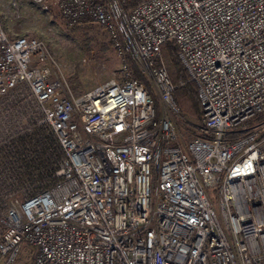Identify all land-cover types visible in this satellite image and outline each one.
<instances>
[{
	"label": "built area",
	"instance_id": "built-area-1",
	"mask_svg": "<svg viewBox=\"0 0 264 264\" xmlns=\"http://www.w3.org/2000/svg\"><path fill=\"white\" fill-rule=\"evenodd\" d=\"M53 1L154 92L127 62L78 95L42 37L0 15V264L26 245L32 264H264V0ZM170 42L198 88L196 136L177 124Z\"/></svg>",
	"mask_w": 264,
	"mask_h": 264
},
{
	"label": "rangeland",
	"instance_id": "rangeland-1",
	"mask_svg": "<svg viewBox=\"0 0 264 264\" xmlns=\"http://www.w3.org/2000/svg\"><path fill=\"white\" fill-rule=\"evenodd\" d=\"M19 8L13 6V0L0 1V15L7 27L30 30L42 37L43 51H49L63 67V76L74 93L80 95L93 90L99 81L120 78L122 69L129 58L120 57L106 32L98 25L85 23L70 28L59 17L53 6V0H47L52 8L42 7L28 0H18ZM20 31V30H19ZM88 45V46H86ZM53 53V54H52ZM144 74V82L154 92L152 77L145 73L140 63L133 59ZM52 63L51 60H49ZM43 67L47 63H40ZM54 67V66H53ZM57 67L52 68L55 70ZM159 111L162 104L157 96ZM202 119V118H201ZM178 127L188 136H196V128L202 125L197 117L182 112L177 118ZM216 199L215 193L211 192ZM36 249L25 246L16 264H32Z\"/></svg>",
	"mask_w": 264,
	"mask_h": 264
},
{
	"label": "trees",
	"instance_id": "trees-1",
	"mask_svg": "<svg viewBox=\"0 0 264 264\" xmlns=\"http://www.w3.org/2000/svg\"><path fill=\"white\" fill-rule=\"evenodd\" d=\"M128 2L132 4L134 0H128ZM162 57L167 66L171 80L176 86L174 97L178 105L181 107L182 112L185 114H191L201 121V105L198 97V88L190 79L188 70L179 57L178 47L172 42L165 44L162 48ZM129 61L132 66L133 76L140 81L145 82L146 78L134 60L129 57ZM155 103L156 110L159 111L156 98ZM195 132L199 134L197 128Z\"/></svg>",
	"mask_w": 264,
	"mask_h": 264
},
{
	"label": "bare ground",
	"instance_id": "bare-ground-1",
	"mask_svg": "<svg viewBox=\"0 0 264 264\" xmlns=\"http://www.w3.org/2000/svg\"><path fill=\"white\" fill-rule=\"evenodd\" d=\"M13 6L15 7V8H19V2H18V0H13ZM53 54V53H52ZM54 56V55H53ZM62 67V66H61ZM63 68V67H62Z\"/></svg>",
	"mask_w": 264,
	"mask_h": 264
},
{
	"label": "crops",
	"instance_id": "crops-1",
	"mask_svg": "<svg viewBox=\"0 0 264 264\" xmlns=\"http://www.w3.org/2000/svg\"><path fill=\"white\" fill-rule=\"evenodd\" d=\"M85 94V93H84ZM81 95V94H80Z\"/></svg>",
	"mask_w": 264,
	"mask_h": 264
}]
</instances>
